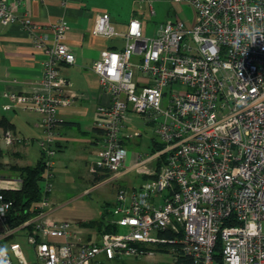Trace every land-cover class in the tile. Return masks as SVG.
Returning a JSON list of instances; mask_svg holds the SVG:
<instances>
[{
	"label": "built area",
	"instance_id": "built-area-1",
	"mask_svg": "<svg viewBox=\"0 0 264 264\" xmlns=\"http://www.w3.org/2000/svg\"><path fill=\"white\" fill-rule=\"evenodd\" d=\"M22 1L0 0V22L19 24L31 35L45 53L43 74L38 90L3 95L42 115L39 146L48 192L59 135L55 121L73 101L60 64H73L75 56L64 20L52 22L49 41L18 13ZM140 1L155 13L154 0ZM172 1L189 6L192 20L163 22L152 37L143 34L137 17L118 32L107 12L97 14L92 27L94 35L124 39L122 48H104L92 63L108 100L95 109L101 148L90 171L112 180L128 166L147 176L132 191L116 192L109 222L126 229L86 240L77 223L51 219L42 196L27 236L36 250L31 264H102L123 256L150 258L147 264H264V0ZM131 111L155 125L161 147L126 165L124 142L139 136L123 132ZM0 139L21 142L10 130ZM160 158L159 165L147 166ZM12 205L0 191V221L6 222ZM9 251L24 264L18 243L7 248L12 264Z\"/></svg>",
	"mask_w": 264,
	"mask_h": 264
},
{
	"label": "crops",
	"instance_id": "crops-1",
	"mask_svg": "<svg viewBox=\"0 0 264 264\" xmlns=\"http://www.w3.org/2000/svg\"><path fill=\"white\" fill-rule=\"evenodd\" d=\"M167 1L171 7L170 20L183 19L186 22L192 20H188L186 13L189 6L172 0H157L158 10H164L163 5ZM141 2L145 1L23 0L18 6V13L27 15L35 25L39 26L37 33H47L49 41L51 24L61 17L67 26L65 41L75 56L73 64H60V71L67 80L68 93L72 95L73 101L69 106L60 108L57 114L55 130L59 135L56 139V153L50 176L52 189L48 192L44 191L42 195L50 202L45 212L55 221L77 223L98 219L102 217L104 210L107 212L104 219L109 220L116 194L107 207L88 197L90 194L88 184L95 187L92 179L101 178L93 176L90 171L93 160L101 148V134L94 125L95 109L98 104L107 103L108 100V96L100 87L99 77L93 70L92 63L98 58L102 49L122 48L124 39L120 35L110 38L94 35L92 27L97 14L107 12L111 24L118 32H124L128 21L132 17H137L144 34V25L137 10L138 6L142 5ZM119 6L125 11L123 16L119 11L116 14ZM150 15H156V11ZM44 59L45 53L32 41L31 35L24 28L16 23L0 22V133L10 130L13 136L21 139V142L14 141L11 144H6L0 139V191L20 189L22 180L17 168L32 166L42 160L39 146V140L44 134L42 115L24 109L21 104H11L10 99L4 96L3 92L28 94L38 90ZM4 104H11V107L3 109ZM133 115L140 114L132 111L128 113L123 132H132V124L137 121ZM131 141L132 138L124 142L126 149L128 142ZM156 146L159 147L157 142ZM127 158L129 164L132 161V152ZM127 167L122 169L119 177L129 172ZM126 191H132V185L126 188ZM55 202L58 204L53 206ZM36 214L37 211L22 225L13 229L9 228L6 222L0 221V245L9 248L10 244L18 243L24 264H31L37 259L34 246L27 242V236L33 231ZM81 228L82 236L86 240H93L94 235L97 238L101 234L91 227L81 226ZM48 240L59 241V238L48 236ZM9 253L12 264H21L13 251Z\"/></svg>",
	"mask_w": 264,
	"mask_h": 264
},
{
	"label": "rangeland",
	"instance_id": "rangeland-1",
	"mask_svg": "<svg viewBox=\"0 0 264 264\" xmlns=\"http://www.w3.org/2000/svg\"><path fill=\"white\" fill-rule=\"evenodd\" d=\"M156 1L154 0L152 5L154 10L156 11V15L152 16L149 14L148 11V4L142 3V5L138 6V12L139 17L142 20V23L144 25V34L147 37L154 36L155 32L158 28V26L166 21H170L171 19V7L170 3L167 1L166 4L163 5L164 10H158L156 6ZM119 9V10H118ZM116 10V14L120 13V15H124L125 11L120 9V6ZM186 13L188 16V20L192 19V11L188 7L186 9ZM124 26V24H123ZM124 30V29H123ZM122 30V31H123ZM133 118L137 121L132 124V132L138 131L141 133V136H136L132 138L131 142H128L127 149H128V155L132 152V161L135 158V155H140V158H146L148 156H152L156 153L153 152V142L152 138L156 140V142L159 141V138L156 136L154 127L155 125L153 123L145 124L144 119L140 115H133ZM136 129V130H134ZM127 143V142H126ZM158 152V151H157ZM139 158V157H137ZM161 158L156 160H149L147 162L148 167H153L156 163L158 164L161 162ZM128 164V158H126V165ZM145 173L143 171L137 170L136 168H133L132 170H129L123 175L122 177L107 180V178H93L92 182L95 183V187L91 186V184H88L90 188V194L89 198L91 200H95L100 205L108 206L107 204L113 199V195L116 194L119 187H124V189L129 188L132 185L133 187H139L141 184H143L146 181ZM147 177V176H146ZM62 180V179H61ZM59 201V198L57 199ZM58 204V202H55L54 205ZM105 208V207H103ZM102 208V211H103ZM109 215V214H108ZM111 217V213L109 215V218ZM262 227L264 228V222L262 223ZM126 228L125 227H119L117 226L116 232H124ZM93 239H96V235H94ZM158 260L163 263L162 257L160 255H157ZM149 262H152L150 258H135V257H127L123 256L122 258L114 259V260H103L102 264H147Z\"/></svg>",
	"mask_w": 264,
	"mask_h": 264
},
{
	"label": "trees",
	"instance_id": "trees-1",
	"mask_svg": "<svg viewBox=\"0 0 264 264\" xmlns=\"http://www.w3.org/2000/svg\"><path fill=\"white\" fill-rule=\"evenodd\" d=\"M153 152L160 149L161 146H156V141L152 139ZM160 163V162H159ZM158 163V165H159ZM19 176L22 180L21 188L18 190H2L3 194L13 201V205L8 212L6 223L9 228L13 229L22 225L31 215L37 211V203L42 198L44 193V166L42 160L32 166H20ZM107 212L101 218L87 221H78L82 227H91L97 233L116 232L117 226L104 219Z\"/></svg>",
	"mask_w": 264,
	"mask_h": 264
},
{
	"label": "clouds",
	"instance_id": "clouds-1",
	"mask_svg": "<svg viewBox=\"0 0 264 264\" xmlns=\"http://www.w3.org/2000/svg\"><path fill=\"white\" fill-rule=\"evenodd\" d=\"M0 264H8L7 248H0Z\"/></svg>",
	"mask_w": 264,
	"mask_h": 264
}]
</instances>
